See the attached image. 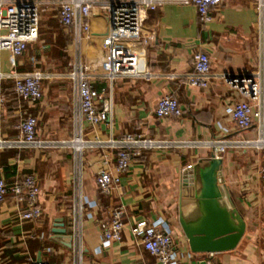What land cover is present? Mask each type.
<instances>
[{"label":"crops","instance_id":"obj_1","mask_svg":"<svg viewBox=\"0 0 264 264\" xmlns=\"http://www.w3.org/2000/svg\"><path fill=\"white\" fill-rule=\"evenodd\" d=\"M53 7L58 21L56 6L45 5L43 10ZM105 12L102 5L92 8L89 22L93 37L81 47L83 62L93 65L87 71L95 88L105 86L99 63L105 52L101 43L106 30ZM209 17L208 21L201 22L194 6L177 4H167L147 14L143 30L153 36L148 54L150 78L117 85L112 115L114 137L127 133L176 141L250 137L253 127L239 129L224 107L242 98L228 80L254 73L264 53V43L260 47L257 36L254 0H223L210 9ZM58 24L57 30L48 32L47 43L45 36L40 35L38 41L28 44L16 58L7 50L0 51L1 140L18 139V124L28 114L37 117L41 138L70 140L74 136L75 91L73 82L66 76L74 51L70 30L59 21ZM198 51L206 52L211 60L210 84L205 89L190 87L187 83L193 67L192 56ZM36 68L47 76L41 81L42 98L32 105L15 94L13 79L7 75ZM166 94L177 99L181 116L158 118L153 114L156 101ZM83 136L107 139L109 125L91 126L85 122ZM107 153L87 146L82 149L78 162L72 147L67 146L46 150L0 149V179L9 186L26 174H34L40 183L43 209L39 222L21 221L9 196L0 202L1 263L25 264L36 260L74 264V241L68 217L75 204L78 165L81 193L99 205L95 217L89 216L88 205L83 209L81 264H156L140 238L131 234V226L139 219H162L170 225L180 264H264L260 151L235 147L218 155L222 160L224 202L230 203L243 218L245 232L233 250L213 254L191 252L178 222L179 207L187 217L193 209L192 189L184 181L201 160L210 157L212 149L143 150L133 159L129 171L121 176L120 185L105 195L95 185L94 177ZM187 165L191 167L182 171ZM120 206L124 211L122 238L109 248L100 249V223ZM57 229L65 231L57 232ZM37 243L45 245L40 249Z\"/></svg>","mask_w":264,"mask_h":264},{"label":"built area","instance_id":"obj_2","mask_svg":"<svg viewBox=\"0 0 264 264\" xmlns=\"http://www.w3.org/2000/svg\"><path fill=\"white\" fill-rule=\"evenodd\" d=\"M223 0H0V51L7 50L13 57L23 54L28 44L38 41L41 12L45 5L57 7L59 23L70 30L74 59L66 76L73 82L75 91L73 106L74 136L70 140L44 139L38 135L36 116L28 114L18 124L19 136L14 141L0 139V149L31 148L36 150L54 149L59 146L72 147L77 159L84 147L106 150L102 165L96 170L94 182L101 193L109 195L120 185L121 176L129 171L134 158L143 150L153 149H194L207 147L218 156L229 148L245 147L260 151L262 165L260 179L264 186V53H261L257 70L244 76L228 80L242 98L224 107V112L239 129L253 132L247 139L213 140H163L127 133L120 137L112 135L113 99L115 89L121 82L141 79L148 81L149 45L152 35L144 33L143 24L147 14L167 4L192 5L198 12L199 20H209V12ZM102 5L105 12L106 30L101 38L105 50V86L95 88L92 78L83 62L81 47L93 37L89 18L92 8ZM256 30L259 46L264 43V0H254ZM211 60L206 52L198 51L192 56V71L187 83L194 88H207L210 84ZM12 77L15 94L29 104H36L42 98L41 81L46 73L40 68L31 72L14 73ZM158 118L179 117L182 109L177 99L166 94L158 98L153 109ZM109 125L110 136L102 139L95 136L86 139L83 125ZM79 141V148L73 143ZM112 163V166H111ZM187 165L182 171L190 168ZM76 195L73 211L68 217L74 241V264H81V220L85 205L90 207L89 216L95 217L99 209L97 201L88 199L80 191V169L77 165ZM7 195L15 205L16 217L21 221L39 222L43 216L40 205L41 187L37 177L30 173L7 186L0 179V202ZM123 208H114L108 218L100 223V249H106L120 241L124 229ZM133 237H139L143 248L156 259V264H180L177 244L170 225L162 219L148 221L139 219L131 226ZM0 264H6L1 263ZM25 264H48L46 261H30Z\"/></svg>","mask_w":264,"mask_h":264},{"label":"water","instance_id":"obj_3","mask_svg":"<svg viewBox=\"0 0 264 264\" xmlns=\"http://www.w3.org/2000/svg\"><path fill=\"white\" fill-rule=\"evenodd\" d=\"M221 164V158L211 153L209 158L194 167L190 177L184 181L192 189L193 209L187 217L179 207L178 222L193 253L233 250L245 232L243 218L230 203L224 202ZM64 231L57 229V232Z\"/></svg>","mask_w":264,"mask_h":264},{"label":"rangeland","instance_id":"obj_4","mask_svg":"<svg viewBox=\"0 0 264 264\" xmlns=\"http://www.w3.org/2000/svg\"><path fill=\"white\" fill-rule=\"evenodd\" d=\"M55 15H56V10H55L54 7L53 8H45L41 12L39 33H40L41 37L45 36L44 37V39H46L45 43L48 42V37H47L48 32L51 31V30H57L58 27H60ZM63 35H64V37H66L65 34H63ZM105 59H106V55H105V52H104L103 56H102V58H101V60L99 62L100 63V67H101V69L103 71L105 70ZM84 63H85V66L87 67V70L90 71L91 67L93 65H91L89 62H86V60L84 61ZM78 162H79V160H78Z\"/></svg>","mask_w":264,"mask_h":264},{"label":"bare ground","instance_id":"obj_5","mask_svg":"<svg viewBox=\"0 0 264 264\" xmlns=\"http://www.w3.org/2000/svg\"><path fill=\"white\" fill-rule=\"evenodd\" d=\"M73 146H75L76 148H79L80 143L78 142V140L76 142L73 143Z\"/></svg>","mask_w":264,"mask_h":264},{"label":"trees","instance_id":"obj_6","mask_svg":"<svg viewBox=\"0 0 264 264\" xmlns=\"http://www.w3.org/2000/svg\"><path fill=\"white\" fill-rule=\"evenodd\" d=\"M7 196H9V195H7ZM44 243V242H43ZM43 243H37V246H38V248H40V249H42L41 247H43L45 244H43Z\"/></svg>","mask_w":264,"mask_h":264}]
</instances>
